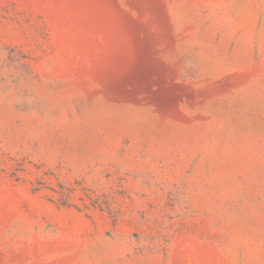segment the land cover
<instances>
[{
  "label": "rangeland",
  "instance_id": "1",
  "mask_svg": "<svg viewBox=\"0 0 264 264\" xmlns=\"http://www.w3.org/2000/svg\"><path fill=\"white\" fill-rule=\"evenodd\" d=\"M0 264H264V0H0Z\"/></svg>",
  "mask_w": 264,
  "mask_h": 264
}]
</instances>
